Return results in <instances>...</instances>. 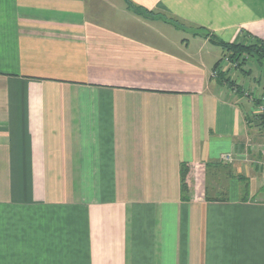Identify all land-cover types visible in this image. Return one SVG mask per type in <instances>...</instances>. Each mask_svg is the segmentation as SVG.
I'll return each mask as SVG.
<instances>
[{"label":"crops","instance_id":"1","mask_svg":"<svg viewBox=\"0 0 264 264\" xmlns=\"http://www.w3.org/2000/svg\"><path fill=\"white\" fill-rule=\"evenodd\" d=\"M211 36L264 0H0V264H264V92Z\"/></svg>","mask_w":264,"mask_h":264},{"label":"trees","instance_id":"2","mask_svg":"<svg viewBox=\"0 0 264 264\" xmlns=\"http://www.w3.org/2000/svg\"><path fill=\"white\" fill-rule=\"evenodd\" d=\"M128 7L137 14H142V11H144L142 10V8L136 6L135 4L131 2H128ZM154 17H161V16H154ZM161 18L165 20L166 22L174 24L177 27H181V25L174 20L166 19L163 17ZM197 30H203L204 32L202 34H204L206 37H210L209 32H207L206 30L202 28H197ZM210 41L215 43L216 45H219L223 49V52H224L223 58L219 62H217L215 66L213 67V71L217 72V75L214 77L221 79V81L227 84L230 88H236L237 90H239L240 92L238 95L240 96L244 95L245 91H243V88L237 85L236 82L229 77L230 70L221 72V66H222L223 60L227 59L232 67H234L235 69H241L244 72H246V70L244 69V66L246 65L249 58H255L256 61L261 66L264 67V40L255 39L253 41H249L248 43L241 42V43L229 44L226 42L219 41L213 36H211ZM246 73L250 75L251 71L249 70V72H246ZM246 95L248 96L247 93ZM254 102H255L254 104L255 106H258L259 104L264 103L261 100H258V101L254 100ZM253 118L258 120L259 125L261 126V128L264 129V114H261V115L258 114L257 116H254ZM185 170L186 169L184 168V166H182L181 180H182V197L183 198L185 196L186 188L188 186Z\"/></svg>","mask_w":264,"mask_h":264},{"label":"rangeland","instance_id":"3","mask_svg":"<svg viewBox=\"0 0 264 264\" xmlns=\"http://www.w3.org/2000/svg\"><path fill=\"white\" fill-rule=\"evenodd\" d=\"M249 66L247 68H244L246 72H249L251 70V74L248 75V73L244 72L241 69H232L230 71L229 77L236 82L240 83L241 85H244L246 87V91H253V86H256L259 88L258 85H260L259 91L264 92V67L261 66L255 58H249ZM247 61V63H248ZM254 80V81H253ZM257 82V84H256ZM250 87V88H249ZM250 99L254 100L252 98V94L249 95ZM254 102V101H253ZM255 104V102H254ZM254 107H256L254 105ZM261 131L263 134L260 135L259 139H264V129L261 128Z\"/></svg>","mask_w":264,"mask_h":264},{"label":"built area","instance_id":"4","mask_svg":"<svg viewBox=\"0 0 264 264\" xmlns=\"http://www.w3.org/2000/svg\"><path fill=\"white\" fill-rule=\"evenodd\" d=\"M226 60V62H229L227 59H225ZM224 60V61H225ZM217 75V72L215 71V72H213V76H216ZM256 113H257V115L259 114V115H261V114H264V103H261V104H259L258 106H257V111H256ZM225 160L227 161V162H231L232 161V159H231V157L230 156H227V157H225Z\"/></svg>","mask_w":264,"mask_h":264},{"label":"water","instance_id":"5","mask_svg":"<svg viewBox=\"0 0 264 264\" xmlns=\"http://www.w3.org/2000/svg\"><path fill=\"white\" fill-rule=\"evenodd\" d=\"M180 28L186 30V31H189L191 33H194V34H202L204 31L203 30H197V29H188V28H185L183 26H181Z\"/></svg>","mask_w":264,"mask_h":264}]
</instances>
